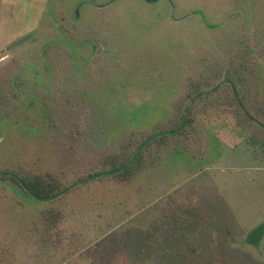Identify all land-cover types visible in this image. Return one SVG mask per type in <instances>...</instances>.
Here are the masks:
<instances>
[{"label":"rangeland","instance_id":"obj_1","mask_svg":"<svg viewBox=\"0 0 264 264\" xmlns=\"http://www.w3.org/2000/svg\"><path fill=\"white\" fill-rule=\"evenodd\" d=\"M263 31L264 0H0V171L66 189L0 180V264H264V148L228 106L201 103L190 147L163 146L131 181L89 177Z\"/></svg>","mask_w":264,"mask_h":264},{"label":"trees","instance_id":"obj_2","mask_svg":"<svg viewBox=\"0 0 264 264\" xmlns=\"http://www.w3.org/2000/svg\"><path fill=\"white\" fill-rule=\"evenodd\" d=\"M259 38L256 35L254 43L243 38L227 47V61L221 58L216 69L197 79H189L185 94L175 102L167 121L157 124L149 132L128 133L119 150L106 155L100 169L89 177L131 181L155 162L163 146L174 144L189 148L196 132V117L201 103L216 102L228 106L237 123L251 133L253 142L264 148V94L258 62V58L264 55V47ZM0 180L15 183L25 194L37 199L55 198L66 190L60 178L51 172L0 171ZM42 218L48 234L61 243L63 213L50 209L43 213ZM263 229L260 226L257 232Z\"/></svg>","mask_w":264,"mask_h":264}]
</instances>
